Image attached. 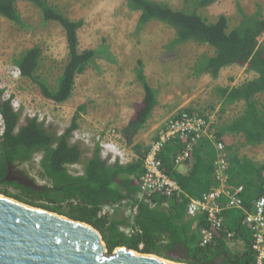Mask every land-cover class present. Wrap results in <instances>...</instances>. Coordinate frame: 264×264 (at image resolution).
Here are the masks:
<instances>
[{
	"label": "trees",
	"instance_id": "trees-1",
	"mask_svg": "<svg viewBox=\"0 0 264 264\" xmlns=\"http://www.w3.org/2000/svg\"><path fill=\"white\" fill-rule=\"evenodd\" d=\"M186 1L191 5L188 10H175L167 3L155 0H127V4L132 11L140 12V28L157 20L176 31L177 38L173 44L194 42L214 49L213 56H205L198 62L197 75L217 79L222 70L237 65L247 67L255 78L239 86L218 89L222 113L234 105L243 104L241 114L227 116L218 128L204 115L182 111L205 118L209 123L207 133H212L211 138H215L202 140V137L194 145L191 159L179 164L176 160L185 149L186 140H172L161 151L159 158L163 170L177 181L182 195L168 197L155 194L139 198L138 179L144 172L149 147L137 145V159L130 163L121 160L110 162L104 157L100 145L86 158L88 151L79 143H73L80 113L86 111L85 105L78 107L70 127L58 134L52 126H46L38 118H28L21 124L22 110L14 108L13 96L6 98L1 85L0 117L4 130L0 134V193L32 207L91 225L101 233L109 254L118 248H127L182 264H252L253 234L243 220L255 201L264 197V163L245 156L241 150L264 145V102L261 100L264 95V46L260 43L264 37V16L260 11L249 16L239 7L242 21L239 26L230 29L225 15L209 22L198 13V10L219 0ZM21 2L31 3L40 10L44 22H55L63 29L68 60L57 85L52 87L40 74L43 49L35 46L15 60L20 78L36 86L44 99L57 105L65 104L72 98L80 75L97 67V59L113 62L114 57L107 46L100 50H81L79 31L85 21L67 17L47 0H0V17L24 27L18 9ZM136 77L143 88L144 99L140 107L134 104L136 113L122 129L128 143L144 129L161 105L158 91L149 83L141 60L137 63ZM229 135L238 141L228 143ZM213 142L226 145V185L228 188L244 187L242 198L245 208L225 211V230L217 234L209 246L202 247L201 230L207 227L206 218L188 217L187 206L191 199L200 198L222 185L216 175L218 151ZM37 156L41 157L38 180L43 185L33 188L8 180L11 166L31 164ZM184 164L190 168L186 175L177 170L179 165ZM77 165L83 166V172L72 174L70 167ZM12 187L19 194L9 192L8 188ZM163 205H168V209H164ZM105 206H113L114 212L99 218L98 213ZM135 208L138 212L134 216L132 211ZM127 228H137L140 232L127 235L124 231ZM229 233L233 234L232 241L244 242L246 249L243 253L233 252Z\"/></svg>",
	"mask_w": 264,
	"mask_h": 264
},
{
	"label": "rangeland",
	"instance_id": "rangeland-1",
	"mask_svg": "<svg viewBox=\"0 0 264 264\" xmlns=\"http://www.w3.org/2000/svg\"><path fill=\"white\" fill-rule=\"evenodd\" d=\"M47 1L61 9L67 17L85 21L84 27L79 31L81 50H100L107 46L114 61L97 59V67L88 69L77 78L76 89L67 103L57 105L44 99L36 86L20 78L15 60L26 50L41 46L44 54L40 74L55 87L68 60L66 36L57 23L44 22L40 10L34 5L19 3L18 9L24 27H18L0 17V85L5 90V97L13 96L18 109L22 110L21 124L28 118L37 117L40 122L48 127L52 126L58 134H62L71 125L74 110L79 103L88 100L125 101L129 110L136 112L134 105L131 108L129 102L139 104L140 107L144 99L143 88L136 77L137 63L140 60L144 63L149 83L158 91L162 104L158 109V116L162 126L172 116L185 110L208 117L217 128L224 124L227 116L235 117L243 112V104H240L222 113L218 89L232 88L254 79L255 74L248 72L247 67H229L222 70L217 79L209 75H197L198 62L205 56H213L214 49L194 42L173 44L177 38L176 31L157 20L140 28L138 23L141 14L129 9L127 0ZM155 1L167 3L175 10H188L191 6L186 0ZM239 7L249 16L258 11L264 16V0H219L198 10V13L209 22H215L221 15H225L229 19V28L234 29L242 21ZM260 43L264 46V37ZM261 100L264 102V95ZM1 128L0 117V133ZM80 131L76 132L88 134L92 144L75 140L76 132L73 143H79L88 151L86 158L91 156L98 135H101V141H112L127 154L124 148L126 142L118 139V131L112 124L105 125L95 133ZM226 141L236 143L238 140L229 135ZM241 151L256 162L264 163V145L243 148ZM38 166V162L34 160L31 164L16 168L30 180H35L37 186H41L43 184L38 180ZM70 172L81 174L83 166H72ZM8 190L14 195L19 194L13 187ZM0 195L18 201L4 194ZM229 243L232 244L231 241Z\"/></svg>",
	"mask_w": 264,
	"mask_h": 264
},
{
	"label": "built area",
	"instance_id": "built-area-1",
	"mask_svg": "<svg viewBox=\"0 0 264 264\" xmlns=\"http://www.w3.org/2000/svg\"><path fill=\"white\" fill-rule=\"evenodd\" d=\"M17 73L18 75L20 74L19 71ZM13 106L18 110L14 100ZM208 125L209 123L205 118L188 112L175 115L165 123L156 140L149 146L144 172L138 179L139 198L142 199L145 196L151 197L155 194H162L168 197L182 195L183 191L177 181L164 172L159 155L167 143L181 138L186 140L187 145L177 158L176 163L179 164L191 159L193 147L207 134ZM1 126L2 131L0 134L4 130L2 119ZM212 138L215 139L214 137ZM75 140L87 145L92 144L90 136L84 133L80 134L76 132ZM96 140L99 141L100 138L96 137ZM215 143L218 151V161L215 164L216 175L222 185L211 192L204 193L200 198L191 199L187 206L188 217L197 218L204 216L206 218L207 227L201 230L202 247L209 246L217 234L225 230V211L245 208L242 198L244 187L228 188L226 185L227 176H225V172L228 166L227 153L225 152L226 145L221 142ZM101 147L103 148V153L107 151L114 156H120L121 160H125V154L114 143L102 141ZM35 160L39 164L41 157L37 156ZM113 212V206H105L99 211L98 216L99 218H103ZM137 212V208L132 211L134 216L137 215ZM243 222L250 228L253 234L251 249L254 254V262L252 264H264V197H260L255 201L250 211L247 212ZM124 231L127 235L140 232L137 228H127ZM228 239L232 241V233L228 234Z\"/></svg>",
	"mask_w": 264,
	"mask_h": 264
},
{
	"label": "water",
	"instance_id": "water-1",
	"mask_svg": "<svg viewBox=\"0 0 264 264\" xmlns=\"http://www.w3.org/2000/svg\"><path fill=\"white\" fill-rule=\"evenodd\" d=\"M17 180L39 188L23 173ZM0 264L180 263L127 248L109 254L101 233L91 225L0 195Z\"/></svg>",
	"mask_w": 264,
	"mask_h": 264
},
{
	"label": "crops",
	"instance_id": "crops-1",
	"mask_svg": "<svg viewBox=\"0 0 264 264\" xmlns=\"http://www.w3.org/2000/svg\"><path fill=\"white\" fill-rule=\"evenodd\" d=\"M81 105L86 106V111L85 113L84 112L80 113L78 131H80V129H82L83 127L82 130L88 131L87 133L89 132L95 133L96 130L103 128L105 125L107 126V125L112 124V126L118 131L117 133L118 139L126 142L124 148L127 150V154H125L122 151L125 154V160H121L120 156H114L108 153L107 151L103 153L104 157L110 159V162H114L115 160H121V162L123 163H130V162L135 161L137 159V155L135 152L136 146L141 145L142 147L148 148L150 144L153 142L154 138H156L159 135V133L163 129V126L165 125V124L163 126L161 125V120L159 119V116H158V109H159L158 108L155 111L153 117L148 121L144 129H142L138 133L137 136L132 138L131 143H128V140L126 139L125 135L122 133V129L128 125V123L133 119L134 114L136 113L135 111H132L131 109L129 110L128 103H126L125 101L124 102L122 101L113 102V101L105 100V101L96 102V100H88V101L80 102L78 107ZM129 105L132 108V105L134 104L132 102H129ZM78 107H76V109L74 110L75 115L78 110ZM161 107H162V104L160 105V108ZM98 138H100V140L97 141L96 146L97 145L101 146V142L104 140L101 141V135H98ZM205 138H209L210 140H213L211 138V135H208V133L205 136H203L202 140H205ZM200 142L198 143V146H200ZM213 143H214L213 146H215L216 148V143L215 142ZM177 170L179 173L186 175L189 173L190 168L189 166L184 164V165H179L177 167ZM214 189H217V188H214ZM163 208L168 209V205H163ZM231 242L232 244L230 245V247L231 249L232 247L235 248V249L233 248L234 250L232 249L235 254H241L245 251L246 246L242 240H236V241H231Z\"/></svg>",
	"mask_w": 264,
	"mask_h": 264
},
{
	"label": "flooded vegetation",
	"instance_id": "flooded-vegetation-1",
	"mask_svg": "<svg viewBox=\"0 0 264 264\" xmlns=\"http://www.w3.org/2000/svg\"><path fill=\"white\" fill-rule=\"evenodd\" d=\"M19 174L20 172L17 170V168L15 166H12L9 168V174H8V178L11 179V181H17V178H19Z\"/></svg>",
	"mask_w": 264,
	"mask_h": 264
}]
</instances>
